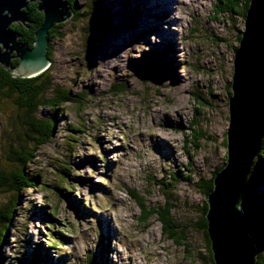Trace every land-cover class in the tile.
Instances as JSON below:
<instances>
[{
  "label": "rangeland",
  "instance_id": "obj_1",
  "mask_svg": "<svg viewBox=\"0 0 264 264\" xmlns=\"http://www.w3.org/2000/svg\"><path fill=\"white\" fill-rule=\"evenodd\" d=\"M215 1L101 0L107 29L97 33L88 26L87 0H76L70 19L56 24L49 77L84 98L79 106L59 108L54 136L42 145L23 141L25 116L14 103L17 96L0 99V170L13 171L8 149L20 143L34 148L24 168L39 180L34 190L16 193L0 240V264H22L24 258L34 264H87L88 257L98 264H213L200 227L207 198L197 180H209L226 161L228 83L233 48L244 29L239 16L212 18ZM143 58L149 65L140 74ZM177 75L182 81L176 82ZM119 84L123 89L117 93ZM49 114L40 106L34 119ZM194 119L199 149L190 152L184 134ZM74 128L82 133H71ZM187 163L193 180L168 190L157 186L179 171L187 173ZM65 165L73 189L59 196L46 185ZM256 165L264 167L259 159ZM164 191L174 199L172 216L185 231L181 245L161 234L154 217L142 223L130 196L153 207L163 203ZM14 195L0 192V212ZM245 207L244 223L264 252V179L256 178ZM54 209L51 221L46 213ZM50 224L54 248L46 241Z\"/></svg>",
  "mask_w": 264,
  "mask_h": 264
},
{
  "label": "water",
  "instance_id": "obj_2",
  "mask_svg": "<svg viewBox=\"0 0 264 264\" xmlns=\"http://www.w3.org/2000/svg\"><path fill=\"white\" fill-rule=\"evenodd\" d=\"M34 3L43 21L28 47L19 42L15 32L17 23L30 25L25 10ZM71 16L66 0H0V66L16 78H30L45 71L50 63L48 32ZM243 24L233 53L226 161L214 175L206 199V231L213 264H256L241 202L264 130V0H250ZM13 59L18 60L15 67L11 65Z\"/></svg>",
  "mask_w": 264,
  "mask_h": 264
},
{
  "label": "trees",
  "instance_id": "obj_3",
  "mask_svg": "<svg viewBox=\"0 0 264 264\" xmlns=\"http://www.w3.org/2000/svg\"><path fill=\"white\" fill-rule=\"evenodd\" d=\"M70 10L73 12L75 11L76 7V0H66ZM250 0H216L213 4V17L214 19L222 17V15L227 14L230 18L234 16H239L241 18V21L244 20L245 13L248 9ZM88 3V10L90 17L88 26L90 27V31H97V33H103L107 29V23L104 21V16L102 14L103 7L101 0H87ZM33 6H36V4H32L31 6L27 7V10H31ZM77 15V14H75ZM31 21L29 22V29L25 32H23L21 29L16 27L15 34L18 35V38H20V43L25 44L28 47H31L34 42V33L37 31L39 26L41 25L43 21V15L42 14H34L33 16H30ZM49 30L48 32V40H50V34L52 33L53 29ZM89 30V29H88ZM97 39L98 37L95 36ZM239 42L240 35L236 38ZM237 47L233 48V51L236 50ZM48 58L50 53V46L48 45ZM147 57V56H146ZM152 58V57H151ZM50 59V58H49ZM143 61V62H142ZM141 67L136 70H140V74L143 72V70L146 68V65H149V60L147 59H140L138 62ZM18 60L13 59L11 61V65L13 67L17 66ZM228 87L230 88V83H228ZM123 89V84H119L115 91L119 93V91ZM230 92H227V96H230ZM17 96L14 100V103L17 107L23 110L25 120H23L21 123L25 129L24 133V140L28 143L33 142L36 145H42L47 142H49L53 134L55 133V119H56V113L62 106L66 104H76L79 106L80 101H83V98L80 99V95H72V93L69 90L59 88L58 86L52 84V81L49 77V67L43 71L42 73L30 77V78H16L12 75V73L9 70L4 69L0 66V99H12L14 96ZM13 96V97H12ZM197 105H200V103L197 102ZM46 107L50 110L51 114L47 115L46 117H40L35 118V114L37 112V109L40 107ZM199 108V107H198ZM199 109H196L194 117L197 116V112ZM196 125L195 119L193 120V124L189 129V132L185 133V141H184V147L190 146V152L194 150L199 149V147L194 143L196 141V138L192 136L194 132V126ZM83 128V126L81 125ZM71 133H74L77 135V133H82L81 129H71ZM71 142L75 143L77 142L76 139H73V137L70 140ZM199 141V140H197ZM194 143V145H193ZM31 145V143H30ZM224 145L226 147V139H224ZM34 148L27 147L22 144L9 146L8 154L9 159L14 164L13 171L11 170L10 173L0 170V192H15V195L12 197V200L6 204L2 211L0 212V225L3 227V230L0 229V240L3 239V237L7 234L8 224L10 223L12 217H13V211L16 207V193H19L20 191H27V190H34L35 186L38 183V177L34 175H27L25 172V166L32 162V157L34 154ZM187 157H190L188 151H185ZM261 160L264 163V130L263 134L260 140V144L258 147V152L256 154V157L252 160L251 166L249 169L248 176L245 180V186H246V192L243 197V200L241 202V209L244 212L245 206H247L248 201L252 198V191L254 188V184L256 182V178L258 179H264V167H257L256 161ZM187 173H179L173 174L170 176L171 179L168 180L167 184L163 182H159L157 186L159 188L168 190L169 187H173V183H178L179 181H185L190 182L193 180L194 176L191 173V170L189 169V163H187L186 167L184 168ZM221 168H217L212 177L209 180H197V184L199 188L203 190V195L207 198L209 192L213 188V178L214 175L220 170ZM69 168L65 165L62 166L57 172V175L55 176L54 183H52L50 186L46 185L47 187L51 188L52 192L55 194L62 196L65 193H69L73 187L68 183L69 178ZM202 186H200V184ZM261 183V182H259ZM132 199L135 201L139 208V217L138 219L144 223L149 218L154 217L158 223L160 224V230L161 234L166 236L167 238L171 239L172 241L176 242L178 245H181V240H183V234L184 230L182 229L181 225L176 222L174 217L172 216V210L174 209V199H171L167 196V192L164 191V200L161 205H156L153 207L147 206L145 204V201L138 196L137 194L131 192ZM207 211V205L204 204V209L200 213L201 221H200V227L203 230L206 238V244H207V251L209 254V258L212 259L211 251H210V241L208 239L207 235V222L205 219V213ZM55 209L51 213H46L50 220L55 218ZM48 234H47V242L50 248H54L57 241H52L51 235L54 233V225L50 224L48 227ZM4 231V232H2ZM245 231L247 235L251 238L254 248L256 249V264H264V252L261 251L257 244L255 242V238L253 237L252 233L249 231L247 224L245 223ZM53 232V233H52ZM178 234H182V239H179ZM62 235V240L64 239ZM180 240V241H179ZM66 242L65 240L62 241V243ZM257 245V246H256ZM24 260V261H23ZM34 264V260H26L25 258L22 259V264ZM87 264H98L97 260L93 257H88Z\"/></svg>",
  "mask_w": 264,
  "mask_h": 264
},
{
  "label": "flooded vegetation",
  "instance_id": "obj_4",
  "mask_svg": "<svg viewBox=\"0 0 264 264\" xmlns=\"http://www.w3.org/2000/svg\"><path fill=\"white\" fill-rule=\"evenodd\" d=\"M36 6H33L31 10H25V14H26V18H27V22L29 23L31 21V18L30 16L38 13V10H37V3H35ZM17 28L21 29L23 32L27 31L29 29V25H26V24H21V23H17ZM17 38H18V35H17Z\"/></svg>",
  "mask_w": 264,
  "mask_h": 264
},
{
  "label": "bare ground",
  "instance_id": "obj_5",
  "mask_svg": "<svg viewBox=\"0 0 264 264\" xmlns=\"http://www.w3.org/2000/svg\"><path fill=\"white\" fill-rule=\"evenodd\" d=\"M173 37H174V36H173ZM175 80H176V82H177V80L182 81V79H181L180 76H178V75L176 76V79H175ZM241 211H242V209H241ZM242 214H243V211H242ZM250 240H251V238H250ZM251 241H252V240H251ZM252 244H253V242H252ZM253 246H254V245H253Z\"/></svg>",
  "mask_w": 264,
  "mask_h": 264
}]
</instances>
